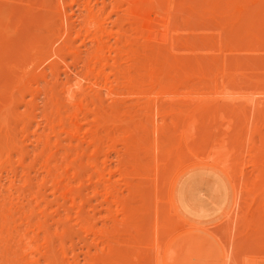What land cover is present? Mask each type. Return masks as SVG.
<instances>
[{
  "label": "bare ground",
  "instance_id": "obj_1",
  "mask_svg": "<svg viewBox=\"0 0 264 264\" xmlns=\"http://www.w3.org/2000/svg\"><path fill=\"white\" fill-rule=\"evenodd\" d=\"M48 2L55 12L36 8L60 22L40 13L45 40L33 6L0 7V264H176L186 235H213L200 220L219 212L200 206L193 219L185 206L206 147L208 160H233L215 166L235 192L225 264L240 262L237 240L251 254L264 242V0ZM14 21L39 39L16 38ZM196 82L245 86L255 103L231 122L223 113L240 106L194 103ZM135 91L157 94L127 106Z\"/></svg>",
  "mask_w": 264,
  "mask_h": 264
},
{
  "label": "rangeland",
  "instance_id": "obj_2",
  "mask_svg": "<svg viewBox=\"0 0 264 264\" xmlns=\"http://www.w3.org/2000/svg\"><path fill=\"white\" fill-rule=\"evenodd\" d=\"M5 1V2H4ZM8 1V2H7ZM39 1L40 0H0V2H1V4H0V7H7V5L9 6V8L11 7V9L12 8H14V10L16 11V7H17V9L19 8V6H21V8H19L20 9V11H22L21 9H23V11L24 10H26V9H28V8H30L31 6H33V9H32V11L34 10V8H35V10L38 8V9H41L42 7H44L45 8V6L47 7V8H49V7H52L53 8V5H50V3L48 2V0H46V2H48V5H43V3H45L46 4V2H45V0H41V2L40 3H42V7H41V4H39ZM51 1V4L53 3L52 1H54V0H50ZM12 2V3H11ZM37 2H38V4H37ZM9 3H11L10 5H9ZM6 4V5H5ZM34 4V5H33ZM3 5V6H2ZM37 5V6H36ZM37 7V8H36ZM8 8V9H9ZM32 8V7H31ZM30 8V9H31ZM47 8H45L44 9V11L47 9ZM51 8V9H52ZM36 10V12L38 11V15L37 16H39V17H37L36 16V13L35 12H32V11H30L31 12V16L30 17H28L31 21H32V26L33 27H31L32 29L35 27V29H37V28H39V29H37V30H35L36 32H39V34L38 33H36L35 31L33 32V30L32 29H30V32L28 31V29L30 28V24H27V26H28V29L26 30V31H28L27 32V34L23 31V30H21V29H23L24 27H26L27 28V26H26V24H25V22L27 23V21L29 20H26V21H24L26 18H24L23 16H22V21L23 22H21V23H23V25H24V27L23 28H21V27H18V23L17 22H19V20H21L20 18V13H18V12H20L19 10L16 12V17L14 18L13 17V19H16V23H15V21H14V24H12L11 22H9V26L11 27V29H13L14 28V26L15 25H17L15 28H20V31H19V33H18V35L16 36V38H20V34H21V32H22V34H21V37H30V35H31V33H32V35H34V36H36L37 38H38V35L40 36L39 38H44V39H42V40H45V39H48L49 38V36L48 35H51V34H49V32H47V28H46V31H43L45 28H42V27H38V26H36L37 24H38V22L40 23L41 21H42V19H41V16H43V17H45V16H48L49 18H52L51 19V21H53L54 19L55 20H57L56 22H60L59 21V19H58V16H55V18H54V15L55 14H49V13H51V12H53L54 11V9L55 8H53L52 9V11L50 12V10H47L46 12H49L48 14H42L41 13V11L40 10ZM43 10V9H42ZM23 11L21 12V15H22V13H23ZM25 12V11H24ZM55 12V11H54ZM40 13H41V16H40ZM57 17V18H56ZM29 20V21H30ZM29 21H28V23H29ZM12 22H13V20H12ZM33 22H35L36 24H34L33 25ZM54 22V21H53ZM6 23V22H5ZM21 23H19V26H21L22 24ZM6 24H8V22L6 23ZM12 24V25H11ZM49 25H51V22H50V24ZM13 27V28H12ZM14 28V29H15ZM40 28H42V29H40ZM11 31H13V30H11ZM42 32H45V33H42ZM25 33V34H24ZM34 33V34H33ZM46 33H48V35L46 34ZM36 34H38V35H36ZM42 34V35H41ZM28 35V36H27ZM31 35V36H32ZM33 36V38H35ZM14 38V39H13ZM11 37V39H13L14 41H15V37ZM38 38V39H39ZM9 39H10V37H9ZM10 39V40H11ZM21 39H25V38H21ZM19 40V39H18ZM17 41V40H16ZM79 45V44H78ZM261 57V56H260ZM11 58H13V57H11ZM67 62L70 64V59L68 60L67 59ZM74 67H71V69H72V71L74 70L73 69ZM77 70V69H76ZM62 71V70H61ZM63 72V71H62ZM62 72L60 73V71H59V75L61 76V78L63 79L64 78V74H62ZM74 72H76L75 70L73 71V73ZM208 84H209V82H207ZM207 83H205L206 85V87H204L202 84H198L197 82H196V84H198L197 86L199 87V89H197V91H196V89H195V92H192L191 90V94L192 95H190V97H189V99L191 98V100L195 103V101H203L202 99H204V100H207V99H210V102H207V101H209V100H207V101H203L204 103L206 102L207 104H211V102H214V101H219V100H221V99H223V101L225 102H227L228 100V103L226 104V102H225V104L226 105H228V107L229 106H231V107H229V109L230 108H232V105H233V108L234 109H236L237 107H238V105L240 106V107H238L239 108V110H238V108L236 109V115L235 114H233L232 116L230 115V113L229 112H224L223 113V115H228V117H230L229 119L231 120V122H232V120L234 121V116L236 117V121H234V122H238L239 120L240 121H242L241 119H239V117L240 118H242L241 116H240V110L242 109V107L244 108L246 105H248L249 106V104H253V103H255L254 102V100H255V98L254 97H252V95H253V93H252V91L251 90H247V88L245 87V86H242V87H244V88H242V87H240L241 89H243V90H241L240 88H236L237 90H234V88H232V89H227V90H223V89H220V88H216L215 87V89H213L212 87H208V89H207V86H209V85H207ZM211 85H213L212 83H210ZM203 86V87H201L200 88V86ZM219 85V84H218ZM197 86H195L194 85V87H197ZM211 88V89H210ZM246 88V89H245ZM192 89V88H191ZM206 89V90H205ZM218 89H220L219 91H218ZM200 90V91H199ZM206 92H205V91ZM245 90H247V91H245ZM262 90H264V88H262ZM260 91V92H264V91ZM193 91H194V88H193ZM202 91V92H201ZM203 91H204V93H203ZM209 91H211L210 92V94H208V92ZM228 91V92H227ZM106 91H104L103 92V96H104V98L106 99V98H108L109 99V97H110V95L108 94V92H106V94H104ZM155 92H158V90L157 91H155ZM201 92V93H200ZM215 92H217V93H215ZM248 92V93H247ZM138 93L139 92H137V91H135V95L133 94L132 95V97H131V94H128V93H125V95H123L124 96V98H127V100L125 101V103L127 104V106H128V103L129 104H140V105H142V103L144 102V100H145V102H146V100L148 101V99L150 100V99H152L157 93H154V94H147V95H138ZM199 93V94H198ZM226 93V94H225ZM246 93V94H245ZM250 93H252V94H250ZM140 94V93H139ZM202 94V95H201ZM208 94V95H207ZM219 94V95H218ZM222 94H224V95H222ZM228 94V95H227ZM240 94H242V95H240ZM244 94H245V96H244ZM249 94V95H248ZM106 95H109V97H107ZM129 95V96H128ZM137 95V96H136ZM151 97H150V96ZM193 95H195V96H193ZM197 95H199V96H197ZM200 95H201V97H200ZM203 95H206V99L204 98V96ZM230 95V96H229ZM248 95V96H247ZM251 95V96H250ZM147 96V97H146ZM148 96H149V98H148ZM194 98L195 97V99H193L192 97ZM233 96V97H232ZM240 97V98H238V97ZM139 97V98H138ZM142 97V98H141ZM143 97H145V98H143ZM225 97V98H224ZM122 96H120V97H118L117 99H121V100H123L124 99ZM129 98H130V100H129ZM134 98H136V99H138V101L136 100V99H134ZM148 98V99H147ZM160 98V97H159ZM168 98V99H167ZM163 97V98H160V100L161 99H164V102H165V100L166 101H168L169 100V97ZM199 98H201V99H199ZM215 98V99H214ZM227 98V99H226ZM248 98V99H247ZM250 98L252 99V101H250ZM108 99H107V101H108ZM131 99L134 101H131ZM144 99V100H143ZM199 99V100H198ZM224 99H226V100H224ZM247 99V100H246ZM28 100H29V98H28ZM141 100V101H140ZM212 100V101H211ZM214 100V101H213ZM245 100L247 101V103H246V105H245ZM40 101V102H39ZM39 101H37L36 102V104H37V106L40 108V110L38 111V113L39 112H41L42 110H43V101H42V99H40ZM135 101H137V102H135ZM222 101V100H221ZM218 102V104L220 103H222V102ZM230 101H231V104H230ZM232 101H234V102H232ZM132 102V103H131ZM140 102V103H139ZM144 102V103H145ZM216 102H215V104H216ZM224 102H223V104H224ZM249 102H251V103H249ZM253 102V103H252ZM39 103V104H38ZM41 103V104H40ZM205 103V104H206ZM249 103V104H248ZM240 104H242L243 106L241 107V105ZM42 105V106H41ZM245 105V106H244ZM254 105V104H253ZM252 107V106H251ZM23 108V107H22ZM22 108H20V112H21V110H22ZM38 108V109H39ZM248 109V108H247ZM136 110H139V108L138 109H136ZM238 111V112H237ZM248 111V110H247ZM243 112V111H242ZM229 113V114H228ZM246 113V112H245ZM238 115H239V117H238ZM216 118H218V117H216ZM234 118V119H233ZM217 121H218V119H217ZM226 122H227V120H225ZM239 121V122H240ZM219 122V121H218ZM219 125L221 124V121H220V123H218ZM222 124H224V123H222ZM221 124V125H222ZM220 125V126H221ZM218 130L219 129V127L217 128V127H215V130ZM236 131V130H235ZM222 132V131H221ZM236 133V132H235ZM230 134H232V133H230ZM233 134H234V131H233ZM221 135H222V133L220 134V136L219 137H221ZM231 136H233V135H231ZM218 137V138H219ZM26 145H27V147L29 148L28 150L30 151H32V146H29V142L28 143H26ZM207 148V149H206ZM206 148H204V149H201V151H199V155H201L202 157H200V158H196V157H193L192 159H193V168L194 169H192L190 172L191 173H193V175H191V184H190V186H189V188H188V190H189V194H188V197H187V202H189L187 205H185V206H190V207H192L191 208V211L193 212V214H191V217L193 218V219H199V218H201V217H199L197 214H196V212H197V209L200 207V206H204L205 208H207V209H209L211 212H218V213H216L215 214V216H214V214H208V216H207V219H211L212 221H208V220H205V219H203V220H200V221H204L205 222V224H207L208 226H210V227H212V226H214V227H212L213 229H214V231L213 230H211V232L213 233V235H209V234H207V236H203L202 235V237L201 236H198V235H196V234H189V235H186V236H190L191 237V243H192V245H189V246H186V247H182V249L177 253V263L176 264H225V258H224V256H225V248H227V246L228 245H226V243H223V242H226V240H227V235H226V231H227V228H228V221H226L227 219L225 218L226 217V215H227V213L230 211V209L232 208V206H233V201H234V194H235V192H234V188H233V185H232V181H231V179H233V177L231 178V176H228L227 174H225L222 170H220V169H218V168H216L215 166L217 165V164H227L228 162H232L233 160L231 159V157H232V154L230 153V152H228V153H226V152H224V151H218V156H214L213 158H211L210 160H208V153H209V149H210V147H206ZM202 153V154H201ZM224 155V157L222 158L221 157V155ZM32 155V154H31ZM30 155V156H31ZM203 155H204V157H203ZM112 158V159H111ZM111 158H110V161H112L111 162V167H114L115 165L113 164V163H115V157H113V155L111 156ZM30 159L28 158V161H29ZM114 161V162H113ZM114 165V166H113ZM194 166H199V167H194ZM191 187V188H190ZM199 189V190H198ZM208 197H210V199H208ZM212 199V200H211ZM222 203H224V205L222 204ZM183 204V203H182ZM220 206H222L221 207V210H219V208H220ZM91 208L90 207H88V212L89 213H92L91 212V210H90ZM90 210V211H89ZM224 212V213H223ZM103 214H101V216H102ZM214 216V217H213ZM224 219H226V220H224ZM197 221V220H196ZM222 221H226L227 223H224V222H222ZM100 222V221H99ZM219 223H221V225H219ZM99 225H101V224H99ZM217 228V229H216ZM214 232H216V233H214ZM239 233V232H238ZM238 233H236V238H237V236L239 237V234ZM186 236H180L177 240H176V242H179L180 241V239L181 238H185ZM218 236V237H217ZM189 237V238H190ZM195 237V238H194ZM219 240V241H218ZM237 241H238V243H237ZM235 243V245L234 246H232V248L230 247H228V251L229 252H232L233 254H234V256H236V255H238V257H240V262L238 261V260H236V264H243L242 263V260H241V258H243V259H246V261H248L247 262V264H264V252H262L261 251V248H262V250H264V247H262V246H264V242H259L258 244H257V246L256 247H254V248H252L251 250H252V252H251V254L250 253H248L247 254V252H250V249H249V251L248 250H245V251H242L241 249V241H239V240H237ZM175 242V243H176ZM262 243V244H261ZM226 245V246H225ZM235 247V248H234ZM241 249H240V248ZM239 248V249H238ZM230 250H232V251H230ZM253 253V254H252ZM257 253H259L258 255H257ZM245 254V255H244ZM262 254V255H261ZM242 255V256H241ZM257 255V256H256ZM237 257V256H236ZM245 257H247V258H245ZM249 258V259H248ZM237 261L239 262V263H237ZM257 262V263H256ZM231 264H233L232 262H231Z\"/></svg>",
  "mask_w": 264,
  "mask_h": 264
},
{
  "label": "crops",
  "instance_id": "obj_3",
  "mask_svg": "<svg viewBox=\"0 0 264 264\" xmlns=\"http://www.w3.org/2000/svg\"><path fill=\"white\" fill-rule=\"evenodd\" d=\"M189 246V245H188Z\"/></svg>",
  "mask_w": 264,
  "mask_h": 264
}]
</instances>
